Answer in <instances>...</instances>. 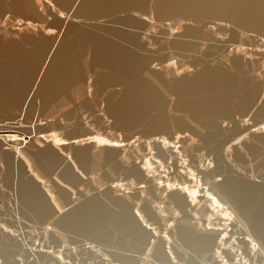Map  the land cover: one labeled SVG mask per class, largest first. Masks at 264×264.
I'll return each instance as SVG.
<instances>
[{
	"label": "water",
	"instance_id": "95a60500",
	"mask_svg": "<svg viewBox=\"0 0 264 264\" xmlns=\"http://www.w3.org/2000/svg\"><path fill=\"white\" fill-rule=\"evenodd\" d=\"M0 264H264V0H0Z\"/></svg>",
	"mask_w": 264,
	"mask_h": 264
}]
</instances>
